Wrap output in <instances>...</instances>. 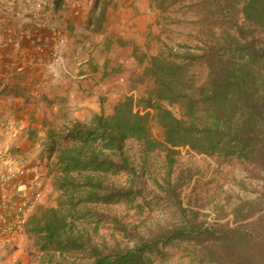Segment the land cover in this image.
Returning a JSON list of instances; mask_svg holds the SVG:
<instances>
[{"label":"trees","instance_id":"1","mask_svg":"<svg viewBox=\"0 0 264 264\" xmlns=\"http://www.w3.org/2000/svg\"><path fill=\"white\" fill-rule=\"evenodd\" d=\"M148 4L161 31L181 14L191 33L172 44L155 37L153 54L137 55L133 45L144 79L134 86L138 96L124 95L110 115L48 131L43 153L58 194L55 205H35L22 226L30 255L43 264H264V0ZM130 142L140 147L137 165ZM179 148L239 163L262 183L255 200L233 209L234 225L206 223L183 206L184 176L170 178ZM158 152L168 168L161 181L145 176ZM144 177L175 222L139 231L112 213L121 204L141 209Z\"/></svg>","mask_w":264,"mask_h":264},{"label":"crops","instance_id":"2","mask_svg":"<svg viewBox=\"0 0 264 264\" xmlns=\"http://www.w3.org/2000/svg\"><path fill=\"white\" fill-rule=\"evenodd\" d=\"M95 7L92 0H0V176L13 172L0 180V225L13 221L18 206L31 213L48 205V131L110 115L124 96L117 90L115 102V89L132 78L122 65L131 44L109 47V33L92 30ZM123 7L117 23L130 24ZM32 251L24 229L0 237V264H29Z\"/></svg>","mask_w":264,"mask_h":264},{"label":"rangeland","instance_id":"3","mask_svg":"<svg viewBox=\"0 0 264 264\" xmlns=\"http://www.w3.org/2000/svg\"><path fill=\"white\" fill-rule=\"evenodd\" d=\"M92 3H96L91 20L92 30L96 33L107 31L109 33L107 39L109 47L121 43L131 44L128 47V52L126 50L122 54L126 60L122 65L123 70H128L127 74L131 75L132 78L129 82L127 78H124L122 83H117L121 88L115 89V102L119 98L117 90L122 91L123 95L137 97L138 91L136 88L134 89V86L142 85L144 79L141 76L142 68L134 55L133 45L139 49L137 55L153 54L159 46L155 37L160 36L169 44L184 42L188 39V34L191 33V26L184 21L183 15L178 14L181 22L168 25L166 28L169 32L161 31L157 24L158 12L149 8L148 0H92ZM118 3H122V6L127 5L123 8L127 10L126 15L131 19L130 24H122L120 21L117 23V20H120L118 19ZM126 36H130L132 39L125 40L124 37ZM118 69L121 68L118 67ZM126 150L132 156L135 164H139V145L136 142H130L126 145ZM173 156L176 162L171 167L170 178L175 180L176 175L181 173L185 181L180 191L182 204L184 207L198 211L199 219L206 223L218 221L234 225L233 209L244 201L255 200L262 187L259 180L248 175L244 167L234 161L196 154L186 148L176 149ZM164 164L165 152L153 153L149 157V172L147 171L148 174L145 176L148 178V175L149 177L151 175L161 181L168 170ZM146 177H144L145 181L147 180ZM146 183L149 195L145 198L146 201L139 199L141 209L134 207L136 203L121 204L112 207V213H117L123 218L124 223L137 227L139 231H146L157 225L175 222L177 219L172 215L171 208L165 202L153 199L154 193L151 191L154 190L155 193H158L157 186L150 179ZM54 193L58 194L54 189L48 194L49 203L47 206L55 205L57 195L54 197ZM107 228L105 227L100 231L105 240L110 239L111 230ZM176 257L178 259L179 255ZM30 258L29 264H43V261H39V257L34 259L30 255ZM182 261H187V259Z\"/></svg>","mask_w":264,"mask_h":264},{"label":"built area","instance_id":"4","mask_svg":"<svg viewBox=\"0 0 264 264\" xmlns=\"http://www.w3.org/2000/svg\"><path fill=\"white\" fill-rule=\"evenodd\" d=\"M41 49V46H38V50ZM58 59H54V61H57ZM17 71H22V67L17 68ZM13 177V172L9 171L5 174H2L0 176V180L3 182L9 181ZM34 196H38V194H35ZM29 215V209L25 206H18L15 209V215L13 218V221L6 225H0V237L6 236V235H12L22 229L23 224L25 223L27 217Z\"/></svg>","mask_w":264,"mask_h":264}]
</instances>
